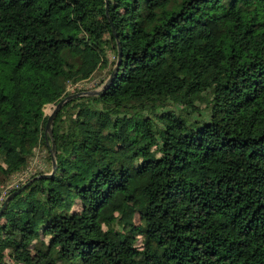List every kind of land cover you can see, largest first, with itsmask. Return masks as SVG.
Listing matches in <instances>:
<instances>
[{"label":"trees","instance_id":"1","mask_svg":"<svg viewBox=\"0 0 264 264\" xmlns=\"http://www.w3.org/2000/svg\"><path fill=\"white\" fill-rule=\"evenodd\" d=\"M39 148L1 263L264 264V0H0V187Z\"/></svg>","mask_w":264,"mask_h":264},{"label":"rangeland","instance_id":"2","mask_svg":"<svg viewBox=\"0 0 264 264\" xmlns=\"http://www.w3.org/2000/svg\"><path fill=\"white\" fill-rule=\"evenodd\" d=\"M108 57H109L110 62H112L115 58L114 52L108 50ZM108 69H109V67L101 69L99 71H96L93 74L92 78H90L89 80L77 81L75 83L68 84L67 90H66L67 93L72 94V93H76V92H87V91H98V90H100L110 75V74H108ZM48 105L50 107H48L44 111V108ZM54 105L55 104H53V103L52 104H46L43 107V112H44L45 116H48L51 114V112L54 108ZM206 118H208V114H206ZM44 157H45V154L43 153V151H41L40 148L36 149L35 154L30 159L26 169L19 174L12 175L11 179L5 185L0 187V207H1L2 201L6 198L7 193L10 189L17 187L21 182H24L33 173L45 170L46 164L44 161V159H45ZM134 220L136 223L139 222V218L137 215L135 216ZM32 252H33L34 257H36L35 252L34 251H32Z\"/></svg>","mask_w":264,"mask_h":264},{"label":"water","instance_id":"3","mask_svg":"<svg viewBox=\"0 0 264 264\" xmlns=\"http://www.w3.org/2000/svg\"><path fill=\"white\" fill-rule=\"evenodd\" d=\"M120 60H121V50L118 47L116 64L113 67V69H112V71H111V73H110L107 81L104 83V85L102 86V88L100 90H98V91H87V92H76V93L69 94V95L65 96L64 98H62L61 100H59L54 105V108H53L51 114L47 116V120H46V124H45V132L48 133L49 135H51V132H52L51 127H52V124H53V120H54L55 116L57 115V113L59 112V110L64 106V104L67 101H69L71 99H74L76 97H79V96H84V95H100V94H102L103 91H105L109 87V85L111 84V82L113 81V79H114V77H115V75L117 73V70H118V67H119V64H120ZM50 155H51V159H52V170H51V172L42 174L40 176H36L35 178H38V177H47V176H51V175L54 174L55 169H56V164H55V158H54V145L53 144H52V147L50 149ZM31 181H28V182L24 183L17 190L13 191L12 193H10L9 195L6 196V198L3 201L2 206L0 207V218H1V216L3 214V211L5 210L8 202L14 196H16L17 194H19L22 190H24ZM0 264H3V263L0 262Z\"/></svg>","mask_w":264,"mask_h":264}]
</instances>
